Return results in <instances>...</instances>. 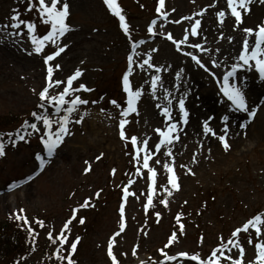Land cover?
<instances>
[{"label": "rangeland", "instance_id": "374dc122", "mask_svg": "<svg viewBox=\"0 0 264 264\" xmlns=\"http://www.w3.org/2000/svg\"><path fill=\"white\" fill-rule=\"evenodd\" d=\"M255 6L0 0V264H264Z\"/></svg>", "mask_w": 264, "mask_h": 264}, {"label": "bare ground", "instance_id": "6f19581e", "mask_svg": "<svg viewBox=\"0 0 264 264\" xmlns=\"http://www.w3.org/2000/svg\"><path fill=\"white\" fill-rule=\"evenodd\" d=\"M254 9L253 11V15L250 16V19L254 20V19H258L261 23L264 24V7H259L257 8V6L252 7ZM248 24V22H251V20H245ZM262 116V114H261ZM263 116H264V111H263ZM256 122V121H255ZM257 124H252L251 128L249 126V130L253 133L250 132L251 135H254L256 133H260L262 134V132L264 133V119L263 121L260 123L259 121H257ZM254 125V126H253ZM252 127H258V128H252ZM252 137V136H251Z\"/></svg>", "mask_w": 264, "mask_h": 264}]
</instances>
